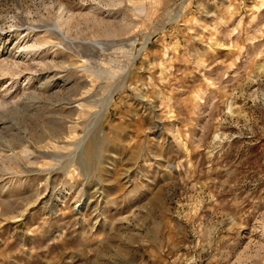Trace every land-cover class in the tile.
Returning a JSON list of instances; mask_svg holds the SVG:
<instances>
[{
  "label": "rangeland",
  "instance_id": "rangeland-1",
  "mask_svg": "<svg viewBox=\"0 0 264 264\" xmlns=\"http://www.w3.org/2000/svg\"><path fill=\"white\" fill-rule=\"evenodd\" d=\"M0 264H264V0H0Z\"/></svg>",
  "mask_w": 264,
  "mask_h": 264
}]
</instances>
